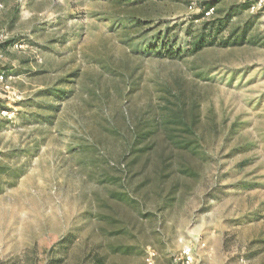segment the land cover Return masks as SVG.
<instances>
[{"label":"rangeland","instance_id":"374dc122","mask_svg":"<svg viewBox=\"0 0 264 264\" xmlns=\"http://www.w3.org/2000/svg\"><path fill=\"white\" fill-rule=\"evenodd\" d=\"M1 1L0 264H264V11Z\"/></svg>","mask_w":264,"mask_h":264},{"label":"built area","instance_id":"2783aa9c","mask_svg":"<svg viewBox=\"0 0 264 264\" xmlns=\"http://www.w3.org/2000/svg\"><path fill=\"white\" fill-rule=\"evenodd\" d=\"M198 1H205V2H211V0H198ZM239 2H247V1H251L252 5L251 8L252 10H258L261 11L262 8H264V0H237ZM196 1H194V3L191 4L190 9L193 11L195 9L196 6ZM4 3L0 0V12H2L4 10ZM216 11V6H212L209 10L206 11L205 13V19H211L212 16L215 14ZM0 90L3 92H9L10 91V86L8 85V82L6 80L5 75L2 73L0 74ZM152 256H155L154 254H152ZM152 261V259L150 260ZM172 264H196V253L195 250L193 248V246L191 245V243L186 244L180 252V257L175 259L174 262ZM240 264H251L248 261H242Z\"/></svg>","mask_w":264,"mask_h":264},{"label":"trees","instance_id":"16d2710c","mask_svg":"<svg viewBox=\"0 0 264 264\" xmlns=\"http://www.w3.org/2000/svg\"><path fill=\"white\" fill-rule=\"evenodd\" d=\"M215 1H218V0H211V2H205V1L199 2L200 14L197 17L205 19L206 11L215 5V3H216ZM247 2H249L252 5L251 1H247ZM261 11H264V8H262ZM261 11H259V13H261ZM202 48H203L202 45H200L199 43H196V45L194 47V52L199 51Z\"/></svg>","mask_w":264,"mask_h":264}]
</instances>
